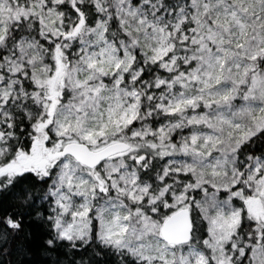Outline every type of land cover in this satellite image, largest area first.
<instances>
[{
  "label": "snow or ice",
  "instance_id": "6c2138e0",
  "mask_svg": "<svg viewBox=\"0 0 264 264\" xmlns=\"http://www.w3.org/2000/svg\"><path fill=\"white\" fill-rule=\"evenodd\" d=\"M26 219L50 264H264V0H0V245Z\"/></svg>",
  "mask_w": 264,
  "mask_h": 264
},
{
  "label": "trees",
  "instance_id": "16d2710c",
  "mask_svg": "<svg viewBox=\"0 0 264 264\" xmlns=\"http://www.w3.org/2000/svg\"><path fill=\"white\" fill-rule=\"evenodd\" d=\"M42 237L39 222L26 219L24 233L10 244L0 245V264H50L43 254Z\"/></svg>",
  "mask_w": 264,
  "mask_h": 264
}]
</instances>
